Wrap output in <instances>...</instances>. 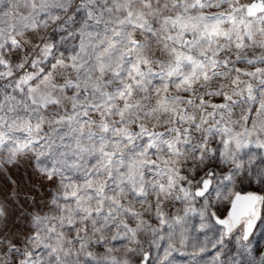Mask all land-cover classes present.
I'll use <instances>...</instances> for the list:
<instances>
[{
    "label": "snow or ice",
    "instance_id": "snow-or-ice-1",
    "mask_svg": "<svg viewBox=\"0 0 264 264\" xmlns=\"http://www.w3.org/2000/svg\"><path fill=\"white\" fill-rule=\"evenodd\" d=\"M264 264V0H0V264Z\"/></svg>",
    "mask_w": 264,
    "mask_h": 264
},
{
    "label": "rangeland",
    "instance_id": "rangeland-1",
    "mask_svg": "<svg viewBox=\"0 0 264 264\" xmlns=\"http://www.w3.org/2000/svg\"><path fill=\"white\" fill-rule=\"evenodd\" d=\"M186 259H187L186 257H180V256H177V261L180 262V264H183V262H184Z\"/></svg>",
    "mask_w": 264,
    "mask_h": 264
}]
</instances>
